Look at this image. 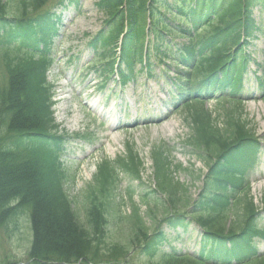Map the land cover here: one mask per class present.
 <instances>
[{
	"label": "trees",
	"instance_id": "1",
	"mask_svg": "<svg viewBox=\"0 0 264 264\" xmlns=\"http://www.w3.org/2000/svg\"><path fill=\"white\" fill-rule=\"evenodd\" d=\"M168 1H99L97 5L109 18L88 46L97 53L99 65L95 70L100 77L111 79L116 72L117 46L126 31L121 46V63L117 69L124 84L134 78L136 65L142 63L144 41L149 36L145 22L150 16V32L155 42L153 50L148 52L150 76L155 70V64L167 60L173 66L181 64L187 67L185 74L178 75L182 77L183 85L188 84L196 70L202 69L208 73L211 69L214 76L207 84L219 82L220 85L235 87V65L227 71L223 70L220 79L216 75L223 66L220 56L229 49L238 48L236 52H239L243 36L248 42L254 38L259 28L255 25L250 7L258 2L264 7V0ZM80 2L0 0V47L6 48L4 57L8 75V85H0V229L8 228L10 223L18 227L17 222L21 216L28 217L33 234L29 243V256L33 261L31 264L73 263L81 259L86 261L85 264H98L101 258L113 259L119 255V251L125 250L119 242L112 246L106 242L110 219L117 220L113 216L116 210L105 196L111 185L110 175L114 174L110 166L107 163L103 165L98 176L100 186L86 196L88 207L84 224L77 211L72 209L73 200L65 189L69 178L58 163L57 156L65 150L66 141L64 136H58L57 133L58 127L52 115V88L46 79V71L52 63L51 46L58 35L56 25L61 21L53 10L64 9L68 5L79 6ZM183 24L191 28L183 29ZM198 28L201 32L199 35L196 34ZM192 29L193 34L189 33ZM169 34H176L181 43L176 47L166 44L163 48L164 35ZM184 39L189 42L183 43ZM14 42H19L14 49L24 53L23 57H10L8 50ZM197 61L201 62L200 65H197ZM241 111H244L243 108L234 109L227 112V115L231 117ZM210 122L211 118L205 115L199 114L193 118L197 133L192 141L196 142L193 145L199 152L211 155L217 151V162L209 166L210 174L205 181L206 188L213 189L212 194L207 201H199V209L204 207L207 216L196 218L204 232L202 244L211 247L209 249L213 257L181 262L184 255L178 257L175 253H169L164 255L162 264H220L219 247L224 248L222 254L239 257V264H262L260 261H248L245 246L257 235L256 223L260 214L254 203L250 201L246 204L243 210L245 225L238 235L228 236L233 231L226 222V209L234 199L228 191L229 181L238 178L244 164L260 153L261 140L264 141V138L257 137L254 132L242 126L238 130L236 128L231 138L221 141L211 129ZM206 148L214 151L210 153ZM131 161L132 167L121 163L125 169L137 173L139 169L135 159L131 158ZM160 170L161 164L159 174ZM161 177L164 178V175ZM165 185L166 182L162 184L163 187ZM185 213L165 217L163 223L174 231H188L190 221ZM135 218L137 221L130 228L132 244L139 247L142 245L146 257L158 255L159 248L168 240L165 231L157 228L159 219L154 218L148 228L139 214ZM156 224L158 226L154 229ZM153 229L154 235L150 234Z\"/></svg>",
	"mask_w": 264,
	"mask_h": 264
},
{
	"label": "rangeland",
	"instance_id": "2",
	"mask_svg": "<svg viewBox=\"0 0 264 264\" xmlns=\"http://www.w3.org/2000/svg\"><path fill=\"white\" fill-rule=\"evenodd\" d=\"M96 2L97 0H85L79 12L69 9L63 13L61 35L56 38L52 48V58L55 62L50 70V81L54 84L55 101L58 104L55 107L56 123L60 125L62 132L69 135L70 148L65 166L75 179L67 183L66 189L70 198L74 200V208L84 223L88 207L87 192L96 184L99 165L105 160L110 161L117 174H115L112 197L108 202L116 210L113 216L117 220H111L112 225L109 227L110 232L106 241L110 246L120 242L131 248L128 228L136 223V219L132 218L134 208H140L141 217L149 224L151 217L162 218L164 210L169 206L172 210L182 206L190 212H195L194 200L199 196L203 187L202 180L208 173L207 162L190 155L193 153L189 150V137H192L194 130L192 119L187 112L176 113L175 110L171 112L168 121L162 124L139 128L129 126L136 112L145 118L147 109L152 108L151 102L158 99L156 97L158 88L155 84L146 87L143 78V83L124 88L123 92L112 83L102 90L97 87L99 82L95 80L94 72L93 74L88 70H78L79 67L86 68L93 60V51L85 48V45L101 30L107 18V15L98 11ZM254 13L258 18L264 17L260 7H257ZM263 39L264 37L261 36L251 50L249 75L252 74L251 71L257 70L256 63H261L264 59ZM77 54H80L79 61L75 63L74 60L69 65L67 59ZM4 82L3 76L2 85ZM141 93H144L143 97L140 96ZM245 93L248 95L255 93L258 98L261 97L254 80L249 81ZM107 94L108 97L104 98ZM112 95L118 97L114 98ZM138 100L140 102L136 105ZM245 106L246 113L236 114L231 118L226 116L224 109L215 101H209L204 108L207 114L211 115L215 132L223 139H229L235 133L234 124L240 128L245 125L248 127L247 130L254 129L259 135H263L264 100L247 102ZM123 107H127L129 112L122 114L119 110ZM158 108V106L153 108V114L160 111ZM162 113L165 114L166 111ZM130 150L140 160L139 176L124 169L119 163V160H122L124 164H129ZM158 153H163L164 159L170 163L169 170H165V174L168 176L167 192L174 191V204L169 203V195L165 192H163L165 196L161 192L152 193L155 190L151 186L152 182L159 183L154 177L156 167L154 168L153 159ZM261 159L264 161V152ZM250 175L251 187L248 198L254 200L262 209L264 208V162L257 164ZM245 195L246 191L240 197L244 200ZM230 217L231 221L238 223L237 218ZM17 223L18 231L13 229L12 224L9 226L11 232L6 228L0 230V263L6 258L11 263H22L27 260L28 238L32 237L30 223L25 216H22ZM190 237L192 240L199 238L196 233ZM258 245L264 253V242L259 241ZM173 246L182 253L192 255L200 251V248L189 247V244L173 242ZM123 260V257H119L121 264ZM127 262L128 264H160L157 258L146 259L139 257L135 252L127 258Z\"/></svg>",
	"mask_w": 264,
	"mask_h": 264
}]
</instances>
